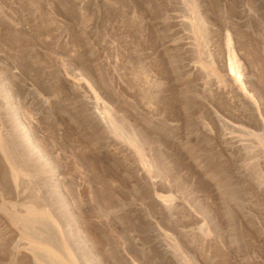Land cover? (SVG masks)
I'll return each instance as SVG.
<instances>
[{"label": "rangeland", "instance_id": "obj_1", "mask_svg": "<svg viewBox=\"0 0 264 264\" xmlns=\"http://www.w3.org/2000/svg\"><path fill=\"white\" fill-rule=\"evenodd\" d=\"M80 87L134 129L154 108L146 156L100 136ZM263 135L264 0H0V264H190L169 217L191 264H264Z\"/></svg>", "mask_w": 264, "mask_h": 264}, {"label": "bare ground", "instance_id": "obj_2", "mask_svg": "<svg viewBox=\"0 0 264 264\" xmlns=\"http://www.w3.org/2000/svg\"><path fill=\"white\" fill-rule=\"evenodd\" d=\"M227 43H229L230 44V42H227ZM233 52V51H232ZM228 56H234V54H232L231 53V55H228ZM231 61H232V59H230ZM237 60V59H236ZM235 61V60H234ZM238 63V62H237ZM236 62H234V64L233 65H230L229 66V69H230V72L231 73H234L235 71V69H236V72H235V74L238 76V78H235V79H239L240 77H241V75H242V72H241V75H240V71H241V69H240V67H239V64H237ZM174 65L175 66H177V61H175L174 62ZM77 75V74H76ZM80 76V75H79ZM153 76V75H152ZM235 76V75H234ZM82 78H83V75L81 76ZM80 78V77H79ZM140 78V77H139ZM84 79V78H83ZM156 79V78H155ZM86 80V79H85ZM240 81V80H239ZM80 82H82V81H80ZM79 82V83H80ZM89 82V81H88ZM150 82H151V79H150V81H149V78H148V76L147 75H145L142 79H139L138 81H136V87L138 88V92H140V93H145L146 95L148 94L149 95V93H150V91L152 90H150ZM78 83V82H77ZM83 83V82H82ZM82 85V84H81ZM87 85V84H86ZM85 85V86H86ZM153 85V84H152ZM75 86V85H74ZM73 86V87H74ZM88 87V86H87ZM91 90H95V89H91ZM79 91H80V96H78V97H80V99H81V103H82V107H83V111L85 112V116H86V118H87V120L97 129V130H100L99 131V133L101 132L105 137H106V140H107V142L108 141H115V139L117 140V139H120V140H122L123 142H126V143H128V145L130 144V145H134V146H136L135 148L137 149V150H140V152L144 155V153H146V150L148 149V144L150 143L149 141H150V139L151 138H153L152 136L153 135H155L154 133H156V132H153L154 131V129H153V127L151 126V125H153V124H155L156 123V120H155V110H154V108L153 107H151L148 103L147 104H143L144 106H140V107H138L137 108V110H135L136 112V114H134L135 116L137 115V124L138 125H140L139 127H138V125H137V129H134L133 128V123H130L129 122V120H128V118L126 117V115H125V113H124V111L122 112V111H117L116 109V107L113 105V98L111 97V95L112 94H110V92L108 91V89L106 88L105 90H104V92H106V94H107V96H102V97H100L102 94H100V96L99 95H93L94 94V92H92V94H86L85 92H84V90H83V88L82 87H80V89H79ZM88 91V90H87ZM245 91V90H244ZM73 92V91H72ZM78 92V91H77ZM89 92V91H88ZM97 92V91H96ZM99 92V91H98ZM98 92H97V94H98ZM79 95V94H78ZM75 96V95H74ZM77 97V96H76ZM114 97V96H113ZM152 97V96H151ZM147 98V97H146ZM74 99H75V97H74ZM152 99V98H151ZM117 100V99H116ZM153 100V99H152ZM120 101V100H119ZM122 101V100H121ZM144 101V100H143ZM147 101V100H146ZM79 102V101H78ZM122 103V102H121ZM125 103V102H124ZM138 104V103H137ZM136 104V105H137ZM120 105V104H119ZM140 105H142V104H140ZM122 107V106H121ZM125 107V106H124ZM119 108V107H118ZM126 108H127V106H126ZM128 109V108H127ZM119 110V109H118ZM133 111H134V107H133ZM79 112V111H78ZM78 117H79V115H78ZM85 120V119H84ZM90 123H88V124H90ZM91 125V126H92ZM135 125V127H136V124H134ZM168 126V125H167ZM170 126V125H169ZM89 129L91 130V128L89 127ZM208 129V128H207ZM95 130V129H94ZM93 130V131H94ZM96 132V131H95ZM101 133H100V136H101ZM94 134V133H93ZM96 134H97V132H96ZM157 135V134H156ZM104 136H103V138H104ZM264 136V135H263ZM99 137V136H98ZM100 138H102V137H100ZM102 140H104V139H102ZM156 140H157V137H156ZM105 141V140H104ZM159 141V140H158ZM102 142V141H101ZM116 142H118V141H116ZM121 142V141H120ZM103 143V142H102ZM126 143H124V144H126ZM160 143V142H159ZM104 145H107V144H105V143H103ZM109 144V143H108ZM114 144H115V142H114ZM118 144H120V143H118ZM122 144V143H121ZM153 144V143H152ZM113 145V144H112ZM111 145V146H112ZM160 145V144H159ZM162 145V144H161ZM117 146V145H116ZM120 146H122V145H120ZM131 146V147H132ZM133 146V147H134ZM107 147H108V145H107ZM115 146H113V148H114ZM125 147V146H124ZM123 146H122V150L121 151H123V148H124ZM132 147V148H133ZM159 147V146H158ZM112 148V149H113ZM126 148H127V146H126ZM120 149H121V147H120ZM125 149V148H124ZM128 151H131V150H128ZM157 151V150H156ZM137 152V151H136ZM139 153V152H138ZM158 153H159V155L161 156V150L160 149H158ZM127 154H128V152H127ZM131 154H133V152L131 153ZM130 154V155H131ZM154 154H157V153H154ZM143 155H141V156H143ZM164 155V154H163ZM144 156H146V154L144 155ZM155 157V156H154ZM156 157H157V155H156ZM142 158V157H141ZM147 158V157H146ZM158 158V157H157ZM133 159V158H132ZM143 159V158H142ZM142 159H140L139 161H140V164L142 165L141 167H143V172H144V176H143V180H144V185H145V187H147V191L150 193L149 195H151L150 197H149V200L150 199H152L153 200V194L152 193H155V192H157V193H160V194H163V193H165L164 191H166L167 190V194H169L168 195V197L167 196H165V197H159L160 198V200L159 201H162V204L164 205H167V206H169V208L171 207L172 209H170L172 212H173V209H174V211L176 212V210L175 209H177L176 207L177 206H175V204L173 203L172 204V197H175V194L173 193V191H171V188H172V186L169 184V182H168V176H167V173H166V171H164V168L163 169H160V167L158 168V167H156L155 166V168L153 169L154 170V173L152 174L153 175V177L152 178H154L155 180H156V182H154V183H152V182H150V180H149V176H148V174H147V172H145V170H147V169H145L144 170V168H145V166H146V163L144 162V159L142 160ZM150 159H152V158H150ZM149 159V160H150ZM156 160V159H155ZM155 160H152V161H155ZM158 161H159V158H158ZM151 162V161H150ZM149 163V162H148ZM155 163H156V161H155ZM155 163H153V164H155ZM150 164H152V163H150ZM147 166H148V164H147ZM154 166V165H153ZM151 167V166H150ZM162 167V166H161ZM139 170V169H138ZM151 170V169H150ZM138 172V171H137ZM151 172H153V171H151ZM137 174V173H136ZM140 174H142V173H140ZM139 174V175H140ZM151 175V176H152ZM142 176L140 175V178H141ZM136 179V178H135ZM139 179V178H138ZM153 180V179H152ZM142 181V180H141ZM140 181V182H141ZM154 181V180H153ZM172 181V180H171ZM175 185V184H174ZM141 187V186H140ZM139 187V188H140ZM138 188V189H139ZM178 188V187H177ZM143 189H144V187H143ZM139 190H142V189H139ZM144 193V192H143ZM176 193V192H175ZM180 194V193H179ZM178 194V195H179ZM66 195V194H65ZM141 196L142 195H144V194H140ZM166 195V194H165ZM145 197V196H144ZM180 197V196H179ZM177 198V197H176ZM179 199V198H178ZM148 200V201H149ZM158 200V199H157ZM174 200V199H173ZM153 203H154V201H152ZM175 202H176V199H175ZM160 203V202H159ZM152 204V203H151ZM161 205V204H160ZM182 207H183V205H182ZM184 207H186L185 205H184ZM170 210H168V211H170ZM186 210L189 212V210L186 208ZM166 211V210H165ZM184 212V211H183ZM168 213V212H167ZM187 213V212H186ZM190 213V212H189ZM188 213V214H189ZM172 214V213H171ZM171 214H169L170 216H171ZM167 215V218H168V214H166ZM173 216H174V214H172ZM162 216V215H161ZM188 218H191L192 219V217L194 218V216H192V214H189V216H187ZM187 218V219H188ZM165 219V218H164ZM169 220V222H171V224L172 223H174L173 222V219L174 218H168ZM176 220V219H175ZM164 221V220H163ZM193 222V221H192ZM170 224V231L175 235L174 237H176L175 239H173V242H175L176 244V249L178 250V253H180V255H182V256H185L184 257V259H186V260H189V261H191V262H194L195 260H196V258H195V255H194V252H196L197 251V246H196V244H195V242H194V240H193V238H192V236H191V234H193V232L191 231V232H187V231H185V230H187V229H185V228H182L181 230L180 229H178V228H176L175 226V228H173V226ZM187 224V223H186ZM169 225V224H168ZM184 225V224H183ZM178 227V226H177ZM182 227V226H181ZM193 227V226H192ZM191 227V228H192ZM168 228H169V226H168ZM190 228V229H191ZM201 228H203V227H201ZM194 229V228H193ZM200 229V228H199ZM198 229V230H199ZM159 230V229H158ZM195 230H196V228H195ZM160 231V230H159ZM158 231V232H159ZM194 231V230H193ZM204 232V231H203ZM205 233V232H204ZM197 234V233H196ZM159 236V235H158ZM165 235H163V237H164ZM83 237V239L85 240V242L87 243V245H88V248H89V251H90V253L93 255V256H95V257H97V255H96V253L94 252V250L95 249H93L92 248V246H90V244L88 243V241L86 240V238H85V236H82ZM161 238V237H160ZM165 238V237H164ZM166 238H167V236H166ZM170 239H172V238H170ZM161 240H164V239H162L161 238ZM169 240V239H168ZM159 241V240H158ZM172 241V240H171ZM170 241V242H171ZM178 241L180 242V243H178ZM169 244V243H168ZM167 244V245H168ZM173 244V243H172ZM166 245V244H165ZM174 245V244H173ZM174 245V246H175ZM172 246V245H171ZM94 247V246H93ZM160 247V246H159ZM166 247V246H165ZM164 247V248H165ZM161 248V247H160ZM163 248V249H164ZM172 248H174L173 246L171 247V249ZM166 249V248H165ZM164 249V250H165ZM169 249V248H168ZM170 249V250H171ZM175 249V248H174ZM198 249H199V247H198ZM161 250V249H160ZM173 250V249H172ZM162 251V250H161ZM166 251H167V249H166ZM202 251H203V249H202ZM201 251V252H202ZM32 252V251H31ZM34 252V251H33ZM36 252V251H35ZM34 252V256H35V253ZM160 252V251H159ZM163 252V251H162ZM169 252V251H168ZM172 252V251H171ZM163 253H165V252H163ZM162 253V254H163ZM173 253H175V251L173 252ZM197 253V252H196ZM177 254V253H176ZM175 255V254H174ZM174 255H172V256H174ZM180 255L178 256L179 258H182V257H180ZM197 255V254H196ZM169 256H171V255H169ZM171 256V257H172ZM176 256V255H175ZM39 257V256H38ZM38 257H36V258H38ZM162 257V256H161ZM98 258V257H97ZM174 258V257H173ZM176 258V257H175ZM75 259V258H74ZM168 259V258H167ZM206 259H208V258H206ZM178 260V259H177ZM181 260V259H180ZM39 261H41L40 259H39ZM39 261H37V263H34V264H43V263H40ZM68 261V260H67ZM174 261V260H173ZM34 262V261H33ZM70 262V261H69ZM179 262V261H178ZM191 262H188V263H190L191 264ZM181 263V262H180ZM185 262H183V264H184ZM71 264H73V263H71ZM175 264H177V262H175ZM182 264V263H181Z\"/></svg>", "mask_w": 264, "mask_h": 264}]
</instances>
